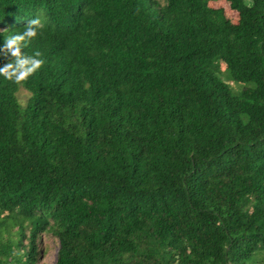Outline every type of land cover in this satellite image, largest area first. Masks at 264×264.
Listing matches in <instances>:
<instances>
[{"label":"trees","instance_id":"1","mask_svg":"<svg viewBox=\"0 0 264 264\" xmlns=\"http://www.w3.org/2000/svg\"><path fill=\"white\" fill-rule=\"evenodd\" d=\"M212 1L0 0V264H264V0Z\"/></svg>","mask_w":264,"mask_h":264},{"label":"clouds","instance_id":"2","mask_svg":"<svg viewBox=\"0 0 264 264\" xmlns=\"http://www.w3.org/2000/svg\"><path fill=\"white\" fill-rule=\"evenodd\" d=\"M41 27V19L37 16L27 20L23 31L11 33L6 38L0 36V58L6 61L0 65V77L19 84L42 67L45 61L39 51H33L31 55L21 51L31 40L42 34Z\"/></svg>","mask_w":264,"mask_h":264},{"label":"rangeland","instance_id":"3","mask_svg":"<svg viewBox=\"0 0 264 264\" xmlns=\"http://www.w3.org/2000/svg\"><path fill=\"white\" fill-rule=\"evenodd\" d=\"M161 2L163 0H160ZM211 6L214 8H227L228 3L224 0H217L212 1ZM227 17L234 23L238 22V16L233 11H229L227 9ZM221 69L224 71L225 67L221 65ZM238 89V87H236ZM19 102L22 106H26L27 102L29 100L30 94L25 90L24 88H21L17 94ZM27 241L25 242V244ZM40 250L42 251V254L38 258V264H56L58 251H59V243L55 237L48 234H42L41 236V242H40Z\"/></svg>","mask_w":264,"mask_h":264}]
</instances>
